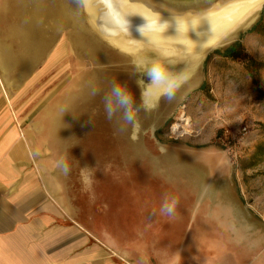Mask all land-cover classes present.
<instances>
[{
	"label": "rangeland",
	"instance_id": "obj_1",
	"mask_svg": "<svg viewBox=\"0 0 264 264\" xmlns=\"http://www.w3.org/2000/svg\"><path fill=\"white\" fill-rule=\"evenodd\" d=\"M259 20L264 5L133 126L107 119L102 97L116 82L140 105L144 73L159 64L140 66L101 38L82 0H0V72L24 103L23 134L58 169L71 205H94L79 219H97L121 250L173 223L199 264H264V159L246 167L264 142V72L256 85L245 67L247 57L264 61V36L250 30ZM237 40L243 56L214 52ZM166 196L179 198L174 217L160 212Z\"/></svg>",
	"mask_w": 264,
	"mask_h": 264
},
{
	"label": "crops",
	"instance_id": "obj_2",
	"mask_svg": "<svg viewBox=\"0 0 264 264\" xmlns=\"http://www.w3.org/2000/svg\"><path fill=\"white\" fill-rule=\"evenodd\" d=\"M6 83L0 72V264H199L184 248L183 229L175 239L173 223L150 228L139 248L121 250L110 231L101 235L97 219L89 222L94 228L79 219L91 207L71 205L55 181L58 169L23 134L24 103Z\"/></svg>",
	"mask_w": 264,
	"mask_h": 264
},
{
	"label": "bare ground",
	"instance_id": "obj_3",
	"mask_svg": "<svg viewBox=\"0 0 264 264\" xmlns=\"http://www.w3.org/2000/svg\"><path fill=\"white\" fill-rule=\"evenodd\" d=\"M102 1L108 8L94 16L100 37L128 54L136 64L146 67L156 62L166 75H181L183 80L195 71L211 47L253 21L264 3V0H219L214 4L198 2L187 10L186 5L163 11L160 6L134 0ZM146 22L141 36L137 28ZM150 53L157 56L150 58ZM99 59L104 60L102 56ZM155 95L153 89L150 102ZM172 129L177 133L176 125Z\"/></svg>",
	"mask_w": 264,
	"mask_h": 264
},
{
	"label": "clouds",
	"instance_id": "obj_4",
	"mask_svg": "<svg viewBox=\"0 0 264 264\" xmlns=\"http://www.w3.org/2000/svg\"><path fill=\"white\" fill-rule=\"evenodd\" d=\"M146 26L147 22L137 28L141 36L143 35L141 29ZM144 80L145 86L142 87L141 90L140 105L136 104L132 94L128 91L126 86L116 82L112 83L110 89L102 97L107 119H116L117 122L135 126L136 113L141 110V108H155L162 98H167L171 101L175 97L176 90H178L183 83L181 75H166L164 70L155 64L146 69ZM153 89L156 90V95L150 102L149 97ZM95 94L96 92L94 91L93 95ZM178 204V197L166 196L161 205L160 212L168 217H174ZM141 264H143V261H141Z\"/></svg>",
	"mask_w": 264,
	"mask_h": 264
},
{
	"label": "trees",
	"instance_id": "obj_5",
	"mask_svg": "<svg viewBox=\"0 0 264 264\" xmlns=\"http://www.w3.org/2000/svg\"><path fill=\"white\" fill-rule=\"evenodd\" d=\"M250 30L251 32H255L256 34L264 36V24L261 20L253 25ZM214 52L225 58L236 59L244 55V46L240 40H237L223 49H216ZM245 67L250 74L253 82L257 85L256 79L259 72H264V61H257L254 58L247 57ZM262 159H264V142L257 144L254 152L251 155V161L246 165V167L256 164Z\"/></svg>",
	"mask_w": 264,
	"mask_h": 264
},
{
	"label": "water",
	"instance_id": "obj_6",
	"mask_svg": "<svg viewBox=\"0 0 264 264\" xmlns=\"http://www.w3.org/2000/svg\"><path fill=\"white\" fill-rule=\"evenodd\" d=\"M134 1L142 3V4L151 5V6H160L161 8H159V9H162L163 11H167L168 9H170L171 7H174V6L179 7V6H186L187 5V7L185 8L187 10V9H190L189 5H192V4H195L198 2H201V3L205 2L208 4H214L215 2H218L219 0H134ZM82 3H83V9L85 11V15L87 17L89 26L92 28L93 31L97 32L96 27L94 25V20H95L94 16L99 15L102 11L105 12L104 10L108 8V7H106L107 4L105 3V1H102V0H82ZM263 5H264V3H263ZM263 5H262V7H263ZM262 7H260V9ZM91 18H93V20ZM101 38H103V37L101 36ZM103 39L106 40L105 38H103ZM220 44L221 43H219L218 45H220ZM218 45L211 47L210 51L213 50ZM208 53H206V55Z\"/></svg>",
	"mask_w": 264,
	"mask_h": 264
},
{
	"label": "built area",
	"instance_id": "obj_7",
	"mask_svg": "<svg viewBox=\"0 0 264 264\" xmlns=\"http://www.w3.org/2000/svg\"><path fill=\"white\" fill-rule=\"evenodd\" d=\"M239 133H243L245 134L247 132V126L243 125L241 126L239 129ZM234 133L232 132V130L226 128L224 129L223 133H222V137H223V141L224 143H226L227 145H232L235 143V137H234Z\"/></svg>",
	"mask_w": 264,
	"mask_h": 264
}]
</instances>
